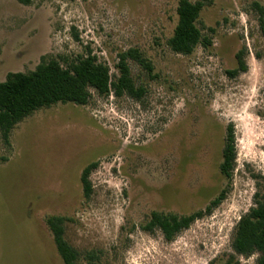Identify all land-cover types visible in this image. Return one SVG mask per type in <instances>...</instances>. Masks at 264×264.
Wrapping results in <instances>:
<instances>
[{
    "label": "rangeland",
    "instance_id": "1",
    "mask_svg": "<svg viewBox=\"0 0 264 264\" xmlns=\"http://www.w3.org/2000/svg\"><path fill=\"white\" fill-rule=\"evenodd\" d=\"M194 2L200 0H192ZM205 0L199 25L211 44L191 55L168 44L179 0H0V82L42 57L92 52L115 80L131 60L141 100L92 92L85 106L43 108L0 136V264H65L47 220L67 219L79 264H226L242 216L264 200V38L254 3ZM213 29L214 31H211ZM246 48L248 69L235 78ZM236 137L231 180L220 171L227 127ZM92 193L84 194L83 170ZM224 201L174 240L143 226L154 211L189 215ZM258 194V195H257ZM258 196V197H257ZM97 259L90 263L86 256ZM256 264L257 255L237 257Z\"/></svg>",
    "mask_w": 264,
    "mask_h": 264
},
{
    "label": "trees",
    "instance_id": "2",
    "mask_svg": "<svg viewBox=\"0 0 264 264\" xmlns=\"http://www.w3.org/2000/svg\"><path fill=\"white\" fill-rule=\"evenodd\" d=\"M32 0H22L30 4ZM205 0H179L177 14L178 23L174 35L169 39L171 49L182 55H191L199 45H210V39L203 33L199 25L200 15L205 7ZM258 14L259 26L264 38V5L256 2L253 5ZM211 31H214L211 29ZM246 48L237 55L238 67L228 70L227 74L235 78L247 71L245 60ZM139 63L150 74L154 71L151 61L144 58L137 49H130L119 56V76L115 80L110 67L99 61L92 52L76 57L44 56L35 70L30 72H10L6 79L0 82V136L10 145L13 130L35 112L49 108L56 104L73 103L80 106L87 105L92 92L100 97H108L114 93L117 97L129 96L141 100L145 95L144 87H138L132 76L130 61ZM236 137L234 126L227 127L223 160L220 164L221 173L231 180L236 166ZM0 157V161H6ZM97 163L88 165L82 172L81 182L87 198L92 193L90 174ZM227 189L206 207L205 210L189 215L174 213H151L149 221L143 230L154 233L159 230L167 241L174 240L183 230L188 229L197 219L210 214L227 196ZM258 195V194H257ZM258 197V196H257ZM67 219L61 216L48 218L47 224L51 230L57 250L65 264H79L82 255L65 237ZM234 255L230 256L226 264H241L237 257H251L257 255L256 264H264V200L258 199L256 206L239 220L232 243ZM92 263L97 259L93 253L86 256ZM209 264H215L211 262Z\"/></svg>",
    "mask_w": 264,
    "mask_h": 264
},
{
    "label": "flooded vegetation",
    "instance_id": "3",
    "mask_svg": "<svg viewBox=\"0 0 264 264\" xmlns=\"http://www.w3.org/2000/svg\"><path fill=\"white\" fill-rule=\"evenodd\" d=\"M93 171V170H92ZM82 175V174H81Z\"/></svg>",
    "mask_w": 264,
    "mask_h": 264
}]
</instances>
